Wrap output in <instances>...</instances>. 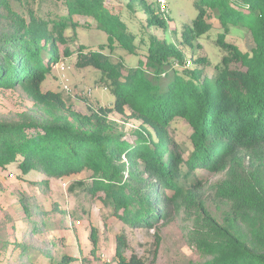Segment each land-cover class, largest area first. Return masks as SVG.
I'll list each match as a JSON object with an SVG mask.
<instances>
[{"label":"trees","instance_id":"obj_1","mask_svg":"<svg viewBox=\"0 0 264 264\" xmlns=\"http://www.w3.org/2000/svg\"><path fill=\"white\" fill-rule=\"evenodd\" d=\"M194 2L198 14L178 31L151 0H127V12L144 15L138 36L105 0H0V88L16 89L32 102L27 111L0 118V167L16 163L22 175L44 180L89 172L86 191L120 223L117 264H144L125 254L127 227L157 229L178 216L187 243L201 257L197 264H264V0ZM207 9L223 28L215 38L223 56L211 76L206 57L186 60L168 37L169 31L180 32V42L191 46L211 28ZM230 26L244 29L245 51L226 39ZM77 27L100 29L110 48L116 41L139 55L135 65L124 66L101 51L83 54L115 95L113 105L99 113L73 110L60 93L40 89L60 58L59 44L68 43L64 54L73 51L68 46L74 37L66 30ZM77 45L81 53L83 43ZM126 109L139 121L131 141L108 117ZM175 118L190 130L184 141L170 130ZM198 169L215 178L203 181ZM31 200L25 193L19 197V240L7 239L0 218V262L71 264L76 257L59 253L56 237L49 235L65 211ZM88 240L95 252L97 226ZM81 264L91 263L84 258Z\"/></svg>","mask_w":264,"mask_h":264},{"label":"rangeland","instance_id":"obj_2","mask_svg":"<svg viewBox=\"0 0 264 264\" xmlns=\"http://www.w3.org/2000/svg\"><path fill=\"white\" fill-rule=\"evenodd\" d=\"M126 1L105 0V3L108 8L119 11L127 26L139 36L141 32L139 20L143 19L144 15L133 16L132 13L127 12ZM151 1L158 8L156 1ZM198 9L194 0H167V12L164 16L171 18L174 27L180 31L181 24L194 19ZM206 19L211 24L210 30L202 38L194 40L191 46L180 42V32L169 31L168 37L182 50L186 60L199 56L206 57L209 62L207 75L211 76L213 64L223 56L222 49L215 43L216 36L223 32V28L213 10L207 9ZM66 34L74 37L73 44L68 46V49L73 51L64 54V47L68 43L59 44L60 58L51 66L50 72L42 81L41 91L60 93L71 109L82 113H99L100 109L111 107L115 95L111 92L107 81L102 78L100 69L88 63L83 54L89 50L101 51L110 54V57L122 62L124 66L135 65L139 55L127 52L116 41L113 43V48H110L106 33L100 29L77 27L74 31L67 29ZM138 36L134 40L135 43L138 42ZM245 38L244 29L240 27L230 26L226 30V39L235 43L242 51L246 50ZM77 42L83 43L84 48L81 53H77ZM61 65L64 69H61ZM233 67L238 68V64H233ZM65 84L68 90L63 88ZM31 105V100L20 91L0 88V118L16 116L27 111ZM108 117L117 123L118 128L123 130L129 141L133 139L132 131L139 126V121L130 117L128 109L124 113L111 112ZM170 127L173 128L170 130L179 142L188 138L190 130L182 118H175ZM195 175L200 176L203 181L207 180L208 183L215 178L213 173L201 169L196 170ZM42 177L31 173L22 175L16 163L0 167V218L6 220L7 239L13 241L21 237L23 212L19 197L25 193L31 196L33 205L48 209L56 203L65 211V216L61 215L54 219L59 220L58 227H54L55 231L49 235L56 237L59 253L76 257L71 264H81L84 258H87L91 264H105L106 259H110V264H117V258L114 256L115 233L120 231V223L116 218L114 219L107 206L96 195L86 191L91 182L89 172L82 171L62 178L46 176L45 180ZM215 212L218 213L219 209ZM10 218L16 231L11 226ZM181 220L182 217L178 216L157 229L127 227L125 229L128 244L125 251L127 258L134 255L142 259L144 264L200 262L198 251L186 241L180 225ZM61 224L63 226H60ZM185 224L188 225L189 222L185 221ZM91 226H97L99 230V246L95 252H91L92 246L88 240ZM156 235L159 237L158 242ZM10 250L11 247L8 248L6 257ZM0 263L4 264L5 260Z\"/></svg>","mask_w":264,"mask_h":264},{"label":"built area","instance_id":"obj_3","mask_svg":"<svg viewBox=\"0 0 264 264\" xmlns=\"http://www.w3.org/2000/svg\"><path fill=\"white\" fill-rule=\"evenodd\" d=\"M159 9V12L163 15L167 12V0H155ZM61 69H64V67L61 65ZM63 88L65 90H68V86L65 84L63 85ZM105 264H110V259H106Z\"/></svg>","mask_w":264,"mask_h":264}]
</instances>
